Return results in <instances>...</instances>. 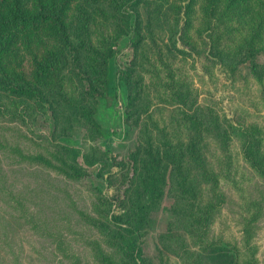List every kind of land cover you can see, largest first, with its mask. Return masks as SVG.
<instances>
[{"label": "trees", "instance_id": "trees-1", "mask_svg": "<svg viewBox=\"0 0 264 264\" xmlns=\"http://www.w3.org/2000/svg\"><path fill=\"white\" fill-rule=\"evenodd\" d=\"M151 3L152 0H0V151L10 164L36 166L73 183L92 175L88 184L90 206L71 205L81 221L80 227L88 232L81 237L92 264H258L254 236L256 221L264 213L263 199L249 192L240 194L239 239L215 229L227 202L221 182L227 178L235 183L230 174L233 156L223 142V134L238 140L240 156L264 183V128L255 121L244 125L239 117L229 120L224 116L221 120L212 110L202 120L198 113L176 108L168 125L157 123L150 116L152 112L169 110L173 99L185 103L177 88L171 96L162 98L166 101L145 109L155 126L144 131L145 123L139 124V138L128 160L108 155L107 147L93 159L92 152L85 155L79 145L55 142L49 136L38 144V149L29 150V101L41 107L47 102L49 108L59 101L67 108L63 111L66 119L75 114L85 118L91 130L109 135L95 121L91 100L96 102L108 89V62L126 36L131 57L127 65L118 68V77L127 87L125 109L140 97L142 77H134L133 68L140 47L147 44L145 28L157 51L154 60L161 57L168 71L171 66L166 52L172 51V45L178 53H190L195 47L198 56L207 50L213 64L231 67L230 79L240 72V66L262 78L264 71L251 59L257 51L264 55V0H162L161 7L169 10L168 15L163 14L161 24L166 37L154 31L156 24L148 28L153 22ZM178 39L186 49L176 48ZM64 68L79 82L77 93L67 89ZM171 80L177 82L172 74ZM192 85L197 88L193 82ZM48 94L55 100H50ZM174 114L179 115L177 123L172 122ZM135 119L138 121L139 116ZM178 123L186 125L185 133L178 132ZM155 129L163 139L162 147L152 137ZM210 137L215 138V152L211 151L214 147H209ZM218 149L223 160L217 155ZM97 161L100 163L95 170L87 173L84 164ZM114 165L117 168L112 170ZM2 175L0 185L8 179L7 174ZM96 179L105 187L98 186ZM165 181L173 185V196L179 203L171 210L182 217L183 229L169 234L178 251L177 259L158 248L154 261L144 250L143 236L149 212L163 194L160 184ZM14 185L11 181L8 188L0 187V264H26L19 249L11 251L10 259L2 253L5 247H12L6 226L11 219L17 226L20 221L34 233L49 237L54 251L61 254L59 264H88L63 228L54 222L55 229L49 230L51 219L41 206H35L39 197L31 198L26 189L29 184L21 187L27 191L14 189ZM110 187L112 192L108 193ZM14 243L15 248L21 245V238Z\"/></svg>", "mask_w": 264, "mask_h": 264}, {"label": "rangeland", "instance_id": "rangeland-1", "mask_svg": "<svg viewBox=\"0 0 264 264\" xmlns=\"http://www.w3.org/2000/svg\"><path fill=\"white\" fill-rule=\"evenodd\" d=\"M160 1L162 0H152L149 5L153 22L148 25V28L156 24L154 31L163 33L164 27L161 25L164 20L163 14L168 15L169 10L162 8ZM159 19H161L160 23L158 22ZM147 32L148 29L145 28L144 33L146 34L145 41L147 44L140 47L137 53V63L133 68V76L138 77L140 75L142 77L143 86L140 97L135 99L132 106H128L127 110L125 109L127 87L123 80L118 77V68L121 65H127L131 57V48L126 36L108 62V89L98 97L96 102L91 100L95 121L99 123L104 133L108 132L109 135L98 134L91 130L90 123L86 122L83 117L78 118L75 114L73 118L66 119L63 111L67 108L59 101L51 104L50 108L47 102L46 105L44 103V107H41L35 105L33 101H29V150L38 149V144H42L46 140V136H49L55 142L79 145L85 155L92 152L93 159L98 155H102V149L107 147L110 149L108 155L114 156L117 160H128V156L135 149V144L139 138V124L145 123L146 129L144 131H148V128L155 126L149 116L146 115L145 109L150 106L152 108L156 102L166 101L162 98L171 96L177 88L181 89L185 103H181L180 99H173L174 104L168 106L169 110H162L161 108L160 111L155 110L152 112L150 116H154L157 123L168 125L171 112L181 108L185 111L191 110L198 113V115L200 114L202 120L206 119L210 115V110H212L213 113L221 117V120L224 116L229 120L230 118L239 117L238 121L243 122L244 125H249L251 124L249 122L255 121L264 128V72L262 78L259 79L252 72H249L246 67L240 66V72L236 73L233 79H230L232 77L230 74L231 67L225 68L223 65L213 64L210 56L206 54L207 50L202 56H198L195 47L191 48L190 53H178L172 45V51L166 52L167 63L171 66L169 72L162 66L161 57L158 56L154 60L153 56L157 55V51L154 49L155 46L151 43ZM166 36L168 35L165 34L164 37ZM177 47L187 48L183 46L180 39L176 41ZM208 59L211 61L209 62ZM251 61L264 71V55L262 53H258V51L253 53ZM149 62L154 63L151 65ZM245 63H248V59ZM62 72H65L63 78L67 84V89L71 92L74 90L77 93L76 90L81 88L79 82L73 80L66 68ZM171 74L177 79L176 83L171 80ZM192 82L197 87L196 89L193 88ZM48 88L55 90L49 86ZM47 96L50 100H55L51 94ZM73 96L79 97L76 94ZM54 97L57 98V96ZM159 107H162V104ZM51 108L54 109L53 112ZM193 109L195 110L193 111ZM126 112H128V115ZM137 116H139L138 121L135 119ZM173 116L175 119L172 122H179V115L174 114ZM233 123L235 122L233 121ZM184 126H186L184 123H178L179 133L186 132ZM223 136V142L230 147L229 152L233 156L234 169L230 174L234 176L235 183L227 178L221 182V188L227 195V202L222 209L220 218L215 223V229L220 230L226 237L239 239L240 194L249 192L252 197L259 200L263 199L262 206L264 209V183L240 156L238 140L234 137H227L228 134H223ZM152 137L162 147L163 139L159 135V130L155 129ZM212 138L210 137L207 140H212L209 143L210 148L215 146V138ZM215 149L216 147L211 151L215 152ZM205 152L207 154V150ZM217 155L223 160L219 149ZM99 163L100 161L89 165L84 164L86 172L91 173ZM0 167L2 168V170L0 169V178H3L2 174L4 173L8 176V179L5 178L6 180L1 184L8 188L9 183L14 181L16 184L14 189L19 188L23 191L29 189L32 199L35 200L39 197V200L37 199L39 205L36 204L35 206H41L48 215L47 217L51 219V223H48L49 230L55 229L53 224L56 222L70 238L74 248L82 253L83 259H86L89 262L88 264H92L94 261H91L86 250V244L81 237V235L84 236L88 232L80 227L79 223L81 221L78 220V214L71 206L72 204L79 208L90 206L89 202L92 196L88 184L92 175L73 183L61 176L54 175L53 172L48 173L45 170H40L36 166L23 168L17 164H10V159L4 157L1 151ZM106 168L103 167V170ZM116 168V165L112 166V170ZM95 183L101 188L105 187L101 180L96 179ZM22 184H29L27 190L21 188L26 187ZM160 188L163 194L160 196L156 207L148 215L145 227L146 233L143 236L144 250L154 261H157L155 255L158 248L176 260L178 251L169 234L183 229L182 217L171 210L172 206L177 205L179 202L174 198L173 185L168 181L161 183ZM111 192L112 188L110 187L108 193ZM71 199L74 203H71ZM1 206H3V201L0 199ZM18 223L19 226L15 225L11 219V222L9 221V224L6 225L7 239H9L12 247H5L2 253L10 259L12 256L11 251L17 252L19 249L26 264H59L57 258H60L61 254L54 251L50 238L34 233L27 224H22L20 221ZM77 230L81 233L74 232ZM18 238H21L22 244H17L15 248L14 240ZM254 240L258 247L256 251L259 259L258 264H264V213L256 221Z\"/></svg>", "mask_w": 264, "mask_h": 264}]
</instances>
